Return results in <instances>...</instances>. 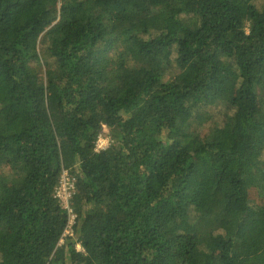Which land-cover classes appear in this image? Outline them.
<instances>
[{
    "label": "trees",
    "instance_id": "trees-1",
    "mask_svg": "<svg viewBox=\"0 0 264 264\" xmlns=\"http://www.w3.org/2000/svg\"><path fill=\"white\" fill-rule=\"evenodd\" d=\"M0 264H264V0H0Z\"/></svg>",
    "mask_w": 264,
    "mask_h": 264
},
{
    "label": "built area",
    "instance_id": "built-area-1",
    "mask_svg": "<svg viewBox=\"0 0 264 264\" xmlns=\"http://www.w3.org/2000/svg\"><path fill=\"white\" fill-rule=\"evenodd\" d=\"M105 128V126H103ZM112 142L110 135L107 134L106 130L97 135L94 142V150L99 151L108 147ZM74 192V179L71 178L66 170H62L58 185L55 187V197L57 198L60 206L66 210L68 220L64 233H70L71 227L75 219V213L70 205V199ZM77 249H81L80 245H77Z\"/></svg>",
    "mask_w": 264,
    "mask_h": 264
},
{
    "label": "rangeland",
    "instance_id": "rangeland-1",
    "mask_svg": "<svg viewBox=\"0 0 264 264\" xmlns=\"http://www.w3.org/2000/svg\"><path fill=\"white\" fill-rule=\"evenodd\" d=\"M103 129L106 130V132H107L108 135H110V133H109V129H108L107 127L102 128V131H103Z\"/></svg>",
    "mask_w": 264,
    "mask_h": 264
}]
</instances>
